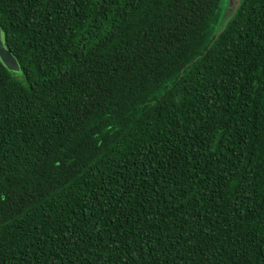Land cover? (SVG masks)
I'll return each instance as SVG.
<instances>
[{
    "label": "trees",
    "instance_id": "1",
    "mask_svg": "<svg viewBox=\"0 0 264 264\" xmlns=\"http://www.w3.org/2000/svg\"><path fill=\"white\" fill-rule=\"evenodd\" d=\"M0 0V264H264V0Z\"/></svg>",
    "mask_w": 264,
    "mask_h": 264
},
{
    "label": "water",
    "instance_id": "2",
    "mask_svg": "<svg viewBox=\"0 0 264 264\" xmlns=\"http://www.w3.org/2000/svg\"><path fill=\"white\" fill-rule=\"evenodd\" d=\"M245 0H219L218 9L219 16L215 26L213 27V33L217 38L221 33L224 32L230 21L233 19L237 13L239 7L243 4ZM0 55L3 59L16 58L12 55L6 45L5 34L0 25Z\"/></svg>",
    "mask_w": 264,
    "mask_h": 264
},
{
    "label": "rangeland",
    "instance_id": "3",
    "mask_svg": "<svg viewBox=\"0 0 264 264\" xmlns=\"http://www.w3.org/2000/svg\"><path fill=\"white\" fill-rule=\"evenodd\" d=\"M0 63L10 72L17 73L20 71L19 64L17 60H12V58L3 59V56L0 55Z\"/></svg>",
    "mask_w": 264,
    "mask_h": 264
}]
</instances>
